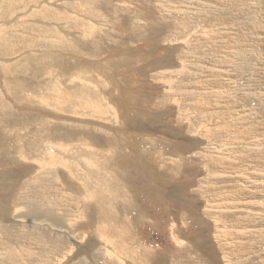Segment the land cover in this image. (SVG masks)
Segmentation results:
<instances>
[{"label":"rangeland","instance_id":"1","mask_svg":"<svg viewBox=\"0 0 264 264\" xmlns=\"http://www.w3.org/2000/svg\"><path fill=\"white\" fill-rule=\"evenodd\" d=\"M262 125L264 0H0V264H264Z\"/></svg>","mask_w":264,"mask_h":264},{"label":"bare ground","instance_id":"2","mask_svg":"<svg viewBox=\"0 0 264 264\" xmlns=\"http://www.w3.org/2000/svg\"><path fill=\"white\" fill-rule=\"evenodd\" d=\"M240 36V35H239ZM49 92V91H48ZM228 92V91H227ZM229 93V92H228ZM29 95V94H28ZM41 97V96H40ZM27 98V97H26ZM28 101H29V99H28ZM43 101V100H42ZM46 102V101H45ZM31 103V102H30ZM42 103V102H41ZM241 103V102H240ZM45 104V103H44ZM242 104H244V103H242ZM46 106H47V103H46ZM75 106L76 107H78L79 109H82V110H87V109H93V110H95L94 112H92L93 113V115H95L96 117H98V118H101V117H103V116H105V115H103V112L99 109V106L98 105H96L95 103L93 104V103H86V102H84V103H81V102H75ZM257 108V107H256ZM231 109V108H230ZM105 111V110H104ZM252 111H254V110H252ZM231 114L233 115V113L231 112ZM253 117H255L254 115H253ZM239 119L241 120V117H239ZM254 121H257V119H256V117L253 119ZM262 121H260V123H261ZM259 126V125H258ZM257 127V126H256ZM263 127V125L261 126V128ZM260 129V128H259ZM263 130H264V128H262V131H259L258 130V127H257V130H256V132H254V133H260V135H258V136H253L252 137V143L253 142H256V141H258V142H260V143H264L263 142V134L262 133H264L263 132ZM245 131H251V132H253L252 130H250V128L248 129V130H245ZM235 139V138H234ZM236 142H239L238 140L236 141ZM235 142V143H236ZM251 142V141H250ZM54 147H56V146H54ZM57 148H59V147H57ZM56 150V149H55ZM230 153H231V151H230ZM233 153H235V152H233ZM44 154H46V157H47V159H49L50 161H49V163L50 164H52V165H57L58 163H60V162H58V160H60L61 161V157H58V155L57 154H59V153H53V152H51V151H48V152H45ZM230 157V156H229ZM43 162H45V161H39L38 162V164H40V165H42L43 164ZM49 163H46L45 162V164L46 165H48L49 166ZM256 164V163H255ZM254 164V165H255ZM51 165V166H52ZM53 167V166H52ZM224 167V166H223ZM257 167V166H256ZM71 171V170H70ZM221 172V171H220ZM224 172V171H223ZM225 173V172H224ZM258 176V175H257ZM263 182V181H262ZM264 186V185H263ZM257 190V189H256ZM256 192V191H255ZM229 194V201L231 202V203H233V204H235L236 202L235 201H239L240 203H243V201H241V199H243L244 197H245V195L244 196H240V194L239 193H234V192H230V193H222V200H220L221 202H223V200L225 199V197L227 196ZM252 194V193H251ZM258 194V193H257ZM257 194L255 195V196H257ZM262 194V193H261ZM254 195V194H253ZM246 196H248V195H246ZM252 196V195H251ZM250 196V200H251V197ZM249 198V197H248ZM247 198V199H248ZM254 198V197H253ZM262 198V197H261ZM218 199V198H217ZM235 199V200H234ZM260 199H258V200H255V201H257V203H256V205H255V207H253L256 211L257 210H259V207H257V205H259V203L261 202V201H259ZM217 201V200H216ZM215 201V202H216ZM252 201H253V199H252ZM252 201H251V204H252ZM263 201V200H262ZM210 202H212V200L210 199L209 201H208V203H210ZM225 202V201H224ZM239 203V204H240ZM232 204V209L234 208V205ZM239 206L238 204H235V208L237 207V206ZM253 205V204H252ZM246 206V205H245ZM231 207V206H230ZM109 208V207H108ZM239 208H243V207H241V206H239ZM252 208V207H251ZM264 208V207H263ZM243 210H244V208H243ZM106 211L107 212H109V209H107V207H106ZM256 211H254V212H256ZM251 212V211H250ZM253 212V211H252ZM260 212V211H259ZM258 212V213H259ZM260 214V213H259ZM108 216L109 214H104V216ZM259 216V215H258ZM102 218V217H101ZM222 223V220H219V224H221ZM241 227V226H240ZM119 229V230H118ZM118 229L115 227L114 229H113V232H114V234H116V235H118V236H120L121 235V232H120V227H118ZM256 230V229H255ZM122 233H123V231H122ZM129 234V233H128ZM123 236V235H122ZM226 236V235H225ZM109 244H111V242L109 241ZM112 245V244H111ZM113 246V245H112ZM182 259V258H181Z\"/></svg>","mask_w":264,"mask_h":264}]
</instances>
